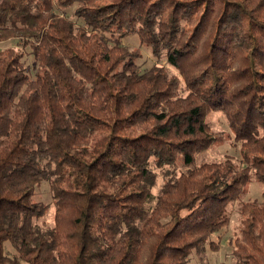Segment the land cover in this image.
<instances>
[{
    "label": "trees",
    "instance_id": "trees-1",
    "mask_svg": "<svg viewBox=\"0 0 264 264\" xmlns=\"http://www.w3.org/2000/svg\"><path fill=\"white\" fill-rule=\"evenodd\" d=\"M33 2L0 0V41L20 38L38 63L31 79L24 53L0 51V264L203 260L252 179L262 201L240 206L235 254L264 264V0ZM72 5L81 26L55 12ZM131 35L173 71L140 70ZM213 111L243 167L195 164L217 141ZM43 182L53 227L35 223Z\"/></svg>",
    "mask_w": 264,
    "mask_h": 264
},
{
    "label": "rangeland",
    "instance_id": "rangeland-1",
    "mask_svg": "<svg viewBox=\"0 0 264 264\" xmlns=\"http://www.w3.org/2000/svg\"><path fill=\"white\" fill-rule=\"evenodd\" d=\"M34 3L39 2L38 0H35L32 6H34ZM75 9L76 5H72L69 7L56 8L55 12L63 14L65 17L72 20L77 26H81L84 24L83 20L75 16ZM122 42L129 48H140L142 57L136 62L140 70L145 71L153 65L167 66L164 60L156 59L145 47L139 46V40L136 36L131 35L124 37ZM8 48L24 53V56L22 57L23 64L27 68L28 76L31 79H34L38 69V63L31 53V47H23L20 38H10L0 41V51ZM171 70L173 71V69ZM206 120L211 131L215 134L217 141L206 151L197 154L195 164L199 165L203 162L222 161L229 157L236 165L238 164L243 167L241 165L242 155L240 151V144L234 140L224 114L220 111H213L208 114ZM181 167L182 166L179 164L177 170H181ZM162 184L163 179L161 176H158L156 184L152 189L154 196L157 194ZM246 188L247 189L243 195H241L238 199L229 202L226 206L229 222L219 231L212 234L209 240L205 243L204 259L201 260L195 252H192L188 257L186 264H242L241 260L235 254V239H237L239 234L238 230L240 228L241 220V215L239 213L240 206L246 202H261L263 191V187L254 179L251 180ZM35 192L36 198L48 205L46 214L42 218L35 220V223L41 228L53 227L54 206L48 183H41L40 186L36 188ZM210 242L217 246L216 250L211 249ZM4 251L5 254L9 256L15 255V250L7 242L5 243Z\"/></svg>",
    "mask_w": 264,
    "mask_h": 264
}]
</instances>
